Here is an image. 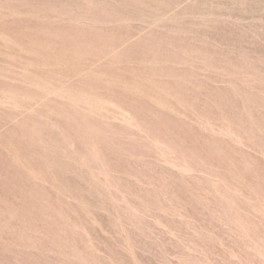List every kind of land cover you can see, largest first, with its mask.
Wrapping results in <instances>:
<instances>
[{"label":"rangeland","instance_id":"obj_1","mask_svg":"<svg viewBox=\"0 0 264 264\" xmlns=\"http://www.w3.org/2000/svg\"><path fill=\"white\" fill-rule=\"evenodd\" d=\"M0 264H264V0H0Z\"/></svg>","mask_w":264,"mask_h":264}]
</instances>
